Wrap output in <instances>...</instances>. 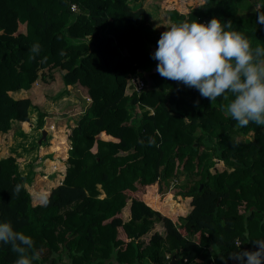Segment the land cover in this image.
<instances>
[{
	"label": "trees",
	"instance_id": "obj_1",
	"mask_svg": "<svg viewBox=\"0 0 264 264\" xmlns=\"http://www.w3.org/2000/svg\"><path fill=\"white\" fill-rule=\"evenodd\" d=\"M132 1L0 0V132L28 122L33 107L29 97L9 92L55 72H63L66 90L77 87L89 99L68 133L64 177L46 205H32L25 188L32 172L22 175L13 156L0 159V221L32 238L40 253L33 264H163L167 254L180 258L176 264H239L229 255L256 251L253 241L264 240V127L242 128L225 115L221 105L230 95L211 103L151 72L162 32ZM160 6L171 23L231 20L253 47L264 46L257 14L264 0L254 10H242L239 0ZM34 44L38 53L30 51ZM140 70L151 72L149 86ZM134 74L147 83L139 96L125 94ZM174 179L181 181L174 197L191 199L180 225L163 206L176 213L177 201L167 196ZM156 224L164 236L150 233ZM15 259L0 245V264Z\"/></svg>",
	"mask_w": 264,
	"mask_h": 264
},
{
	"label": "clouds",
	"instance_id": "obj_2",
	"mask_svg": "<svg viewBox=\"0 0 264 264\" xmlns=\"http://www.w3.org/2000/svg\"><path fill=\"white\" fill-rule=\"evenodd\" d=\"M257 14L258 23L264 24V12ZM166 29L151 55L158 62L157 73L196 89L211 103L221 97L229 100L230 95L228 104L221 105L225 115L242 128L250 123L264 127V46L253 47L243 32L234 30L231 20L224 23L215 17L206 24L195 19L172 22ZM30 51L38 53L40 45L34 44ZM22 187L16 185L13 195H19ZM48 202L47 196L41 198L42 204ZM253 243L258 250L234 252L228 258L239 264H264V240ZM0 245L16 254L14 264L40 259L32 238L15 230L11 220L0 221Z\"/></svg>",
	"mask_w": 264,
	"mask_h": 264
},
{
	"label": "rangeland",
	"instance_id": "obj_3",
	"mask_svg": "<svg viewBox=\"0 0 264 264\" xmlns=\"http://www.w3.org/2000/svg\"><path fill=\"white\" fill-rule=\"evenodd\" d=\"M239 1L242 10H254L257 6V0ZM139 2L149 12L148 23L154 29L166 31V27L171 22L160 6L162 0H139ZM131 5L136 8L138 4L132 1ZM62 73L55 72L53 78H47L46 81L38 79L28 90L12 92L13 98L29 97L33 107L28 110L27 124L12 125L8 132L0 134V156L17 155L20 158L16 160L18 171L22 175L33 173V178L25 183L32 205L40 204L41 198L47 196L50 190L63 180L65 168L62 162L67 157V150L70 147L68 140L70 127L75 126L86 104L89 103L83 90L77 87L69 91L65 90ZM144 109L152 111L151 108L144 107ZM41 112L44 113V117L42 127L38 128L37 123ZM43 131L45 135L42 134ZM60 135L64 136L63 139L58 137ZM51 137H54L52 142ZM51 145L54 146L49 148ZM216 169L229 171V168L225 166H217ZM213 170L214 168H211V171ZM180 184L181 181L176 182L175 179L169 183L167 191V196L170 194L169 200L176 199L172 193L180 188ZM179 202H173V205L179 207ZM160 229L165 232L162 225L156 224L151 233Z\"/></svg>",
	"mask_w": 264,
	"mask_h": 264
},
{
	"label": "crops",
	"instance_id": "obj_4",
	"mask_svg": "<svg viewBox=\"0 0 264 264\" xmlns=\"http://www.w3.org/2000/svg\"><path fill=\"white\" fill-rule=\"evenodd\" d=\"M134 3L135 4H138L137 5V7L136 8H138V7H142L146 12H147V14H148V21L150 20L149 19V12L146 10V7H144V6H142V3L141 2H139V0H137V1H134ZM163 12V11H162ZM166 15V14H165ZM167 16V15H166ZM169 20V19H168ZM170 21V20H169ZM150 24V23H149ZM157 28V27H156ZM157 30H159V29H157ZM71 88H69L68 90H66V88H65V90L66 91H69ZM20 91H23V90H20ZM11 93L12 92H9V94L11 95ZM16 93V92H15ZM18 98H23L22 96H20V97H18ZM18 98H15V99H18ZM37 111V110H36ZM42 113V112H41ZM15 124H20V125H22V124H27V122H25V123H14L13 125H15ZM73 126L71 125V127H70V130H71V128H72ZM0 134H3V133H1L0 132ZM59 138H61V139H63V137L64 136H58ZM57 138V137H56ZM55 138V139H56ZM54 140V137H51V142ZM63 141V140H62ZM61 141V142H62ZM62 144V143H61ZM54 146V145H53ZM52 145L51 146H49V148H52L53 147ZM7 156H13L17 161H18V159H20L17 155H15V154H11V155H9V154H5V155H3V156H0V159H2V158H5V157H7ZM66 156V155H65ZM16 161V162H17ZM63 163V165H64V162H62ZM17 165H18V162H17ZM63 168H65V165H64V167ZM56 186V185H55ZM54 186V187H55ZM48 195V194H47ZM179 198H181V196H177L176 197V201H177V203L179 202V200H180V202H179V207H176V209H175V206L173 205V209H175L176 210V213H171V210H170V207L168 206V205H165V203L163 202V206L165 207V208H167V209H169L170 211L168 212V214H169V216L170 217H172L173 218V221L177 224V225H180V224H182L183 223V220L181 219L182 217H184L189 211H190V209H191V205H190V198H187V197H182L181 199H179ZM125 212V214H124V219H126L127 218V215H128V210H127V207H125V209L123 210V213ZM180 216V217H179ZM161 225V224H160ZM163 228V227H162ZM156 231H158L161 235H163L164 236V234H165V232L163 231H161V229H160V231L159 230H156ZM151 233V232H150ZM190 238H193V237H191L190 236ZM168 255V254H167Z\"/></svg>",
	"mask_w": 264,
	"mask_h": 264
},
{
	"label": "built area",
	"instance_id": "obj_5",
	"mask_svg": "<svg viewBox=\"0 0 264 264\" xmlns=\"http://www.w3.org/2000/svg\"><path fill=\"white\" fill-rule=\"evenodd\" d=\"M71 9L75 11L76 7L72 5ZM147 83L145 80L139 76L138 74L130 75L126 80V89L125 94L131 95L136 94L137 96L140 95V93L146 88ZM165 263L163 264H170L171 256L166 255ZM186 262V260H184Z\"/></svg>",
	"mask_w": 264,
	"mask_h": 264
},
{
	"label": "water",
	"instance_id": "obj_6",
	"mask_svg": "<svg viewBox=\"0 0 264 264\" xmlns=\"http://www.w3.org/2000/svg\"><path fill=\"white\" fill-rule=\"evenodd\" d=\"M152 52L154 53L155 52V49L152 48ZM124 53L125 55H128L127 52H126V49H124ZM156 70V68L154 67L153 71L151 72H154ZM141 74H143V76L145 77L147 83H148V86L150 85L151 81H150V73L151 72H144L142 70L139 71ZM43 135H45L44 131L42 132ZM202 186H200V189H201ZM176 198V197H174ZM180 258H175L174 256L171 257V261H170V264H176V262L179 260Z\"/></svg>",
	"mask_w": 264,
	"mask_h": 264
},
{
	"label": "bare ground",
	"instance_id": "obj_7",
	"mask_svg": "<svg viewBox=\"0 0 264 264\" xmlns=\"http://www.w3.org/2000/svg\"><path fill=\"white\" fill-rule=\"evenodd\" d=\"M170 195V194H169Z\"/></svg>",
	"mask_w": 264,
	"mask_h": 264
}]
</instances>
